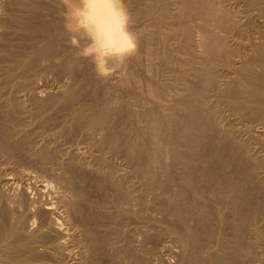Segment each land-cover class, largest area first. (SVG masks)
Segmentation results:
<instances>
[{
	"label": "bare ground",
	"instance_id": "6f19581e",
	"mask_svg": "<svg viewBox=\"0 0 264 264\" xmlns=\"http://www.w3.org/2000/svg\"><path fill=\"white\" fill-rule=\"evenodd\" d=\"M230 1L232 3L231 9H230V11L226 12V9L224 10L223 7L216 4V1L214 3V1H210V0H180L178 10L180 9L179 12L182 14V16L197 17V19L199 18L202 21L199 23L200 24L199 27L196 25L198 27V30H196V32L198 33V34L196 33L198 35V39H196V41H193V39H192L193 38L192 37L193 32L191 31V29H192L191 24H187L185 26L183 25L184 29H182L183 26L180 25V26H182L181 27L182 32L180 31V33H181V36L183 38V44H181V45L184 46V49H186V51L189 54L191 53L192 49L195 50L194 49L195 46H198L197 49H198V51L200 50L199 52L201 54L200 55L201 56V62L198 63V64H200L199 66H197L198 64L196 66H193V65L191 66L192 62L188 66V67H190V68H188V71H190V72L188 73V71H187V73L189 74L188 75L189 77H185V76L181 77V79L184 80V84H183L184 87L183 88L185 91L179 90V93H181V95L179 94V97H178V94L173 93L174 95H176L175 97H178V98L173 100L174 96L172 97L170 94H168L172 97V100H173L171 105H169L170 109L167 108L168 104H170V103L166 104L167 107L165 106L166 111L169 109L167 112L171 111V113H172L170 117L169 116L163 117L162 116L163 114L156 112L157 108H155V107H153V108L156 110L153 111V109H151L152 111L149 113V115L144 114V115H146V116H143L144 120L147 122V125H148V128L147 129L145 128L147 131L146 132L147 136H146V139H144V140H146L147 146L143 143L138 142V141L133 142L131 138H130L131 142H127V140L123 141L122 140L123 137L121 139V135L123 133V131L121 129H123V128L120 129L119 123L121 124V122H118V119H117L118 118L117 117L118 111H119L118 106L121 107L120 100H119L121 94L119 93L120 96H119V94H118V96H116L117 93H116V95L114 94L115 96L112 95V89H113L112 86H114L113 84H116L117 82L120 84L122 76L124 75V74L121 75V73H123L122 72L123 68H121V67H124V69H126L125 64H127V63H125V62H127V60L136 58L138 56L141 57L140 53L146 54L147 51H149L150 48L148 49L147 46H149V44H151V43L147 44L146 41L148 42L147 37L150 35L151 32L150 33L148 32L149 35L148 36L146 35L147 36L146 41H143V42H145V45L141 41L143 44V48L147 44L146 48L148 50L147 51L145 49L142 50V51L145 50L146 52L140 51L141 50V48H140L139 51L137 50L135 56H133L129 59H126L123 61H110L107 68L105 69V71L108 73V75L102 77L98 74L96 66L94 65V63L89 58H87L86 55L84 54L85 49L89 45L88 40L86 38H84L82 35L70 31L66 27V15L65 14L72 6H74V4L77 2V0H6V7L8 8L11 6L12 8L10 7L11 8L10 10L4 9V11L6 10L4 14L0 13V15H2L0 17V62L2 63V67H3L1 70L2 71H3V69L5 70L6 76L5 75L4 76L6 77V80L3 83H5V87H8V95L10 94L9 91H11L13 88H16V87L20 88L21 91H25V92H26V90L29 92L30 91L32 92L35 88L38 90V88H37L38 86H39V88H41L40 87L41 84L37 86V83L40 82L38 79H40V77H42L45 73H46L45 74L46 76L47 75L49 76L50 73L48 74L47 73L48 71L54 70L57 74L58 73H62V74L65 73V74H67L68 77L73 79V80L67 81L65 83L63 82L64 80L62 79L63 80L62 84H64L63 85L64 87L61 86L62 84L59 86H61L63 89H60L58 94H51L50 93L49 98H47V100L45 99L46 101L36 102L35 111L38 109L39 112L41 113L42 111H44L46 106H48L51 101H53L52 102L53 106L54 105L55 106L60 105L62 107L66 106V108H67V105L71 106V113H70L69 117H71V119H72V116H73L74 120L76 118L77 123L76 122L75 123L79 125L80 133L84 129V130H86V133L88 131L89 134L91 136H93V138H95L94 141H96V142L93 141L95 144H92V145L95 148V150L98 151V153H95L94 152L95 150L93 151L94 154H96V155L100 154L99 152H102V153L105 152L106 153L109 150H111V152H112V149L114 150L116 148H120L121 146L127 145L126 147L131 154V155H128V157H129L128 160L132 163V166L130 165V169L132 167V169H133L132 171L135 173V176L141 175V176H144L147 178V180H146L147 182L145 183L144 187L142 186V190H139V191H142L141 195L136 196L135 194L131 193L133 191L132 190L130 191L131 188L130 189L127 188L129 186L126 185V183H125L126 181L124 182L122 178H117V176L116 177L113 176L112 172H115V170L113 169L114 171H112V164L110 163L109 160L107 161L105 159V157H103V155H99L96 158L98 165H99L98 168L105 170L107 172V173H104L105 176L104 175H102V176H104V179H106L110 183V186H112L113 190H112V188H111V190L114 191L112 196L115 199V201L118 200L122 204H124L122 210L120 209V207H118L120 203L118 204V206H116V208L120 209V211H121V212H118V210H117V212L120 215H122L124 217L128 216L129 219L132 216L135 218L137 216L139 217L140 214H139L138 210H140L142 212L143 211L142 208L144 207V209H145V206H149V204H152V203H150V201H152L153 202L152 205L154 207L153 211L155 209L157 212H160L163 215L166 214L170 217V219H171V220H169L170 223H169V221L168 222L166 221L168 223V224L166 223L168 226L166 228L169 232L176 234V237L182 243V250H181L182 252H181L180 258L178 257L179 258L178 259L176 257L178 259V262H176L177 264H245L246 262L250 263L248 261L251 260V258L253 257V254H254L253 249L256 248L257 246L262 247V249H260V251L262 250V252H261V254L258 255V256H260V258L258 260V264H264V235H263V232L261 230V227L260 228L257 227L258 223L260 221H262L263 222L262 228H264V0H230ZM170 2H172V1H170ZM156 3H158V2H156ZM1 4H3L2 1H1ZM124 4L127 8H129L128 6L130 5V3H128L124 0ZM163 5H164L163 10H165L163 12H166L168 10L167 6H169L167 0H164ZM149 6L150 5H147V7H149ZM152 6H156V5L153 4ZM174 6H176V5H174ZM0 7H2V9H3L4 6L1 5ZM130 7H132V6H130ZM228 8H229V6H228ZM152 9H154V8L150 7V9H147V10L151 11ZM160 9H162V8H159L158 11H160ZM1 11L3 13V10H1ZM128 12L131 13L129 11V9H128ZM155 13H156V11H155ZM134 14L136 16V13H134ZM145 14H146V12H145ZM131 15H132V13L130 14V17H131ZM147 16H148V14H147ZM133 17L134 16L131 17L130 27L138 39L139 33L137 31L138 29H136V24L134 23ZM156 18H158V17H156ZM187 19H189V18H187ZM175 21H177V20H175ZM136 22H137V20H136ZM173 22H174V20H173ZM177 22H179V21H177ZM156 26H158V25H156ZM165 26H166V24H165ZM167 28L168 27H166V29ZM175 28H178V25ZM171 30H173V29H171ZM147 31H148V29L146 30V32ZM169 31L167 32V34L171 33ZM139 32H140V35H142V33H141L142 31H139ZM159 33L158 34L157 33H151L152 34V35H150L151 38L148 37L149 41L153 40V39L156 40L154 47L159 46L158 45L159 42L157 44L158 40L161 41V39H159V37L161 38V36H159ZM144 34H147V33H144ZM174 36H176V35H174ZM174 36H173V38H175ZM143 37H145V35ZM164 37L167 38L166 36H164ZM226 37L228 38L229 43H227ZM169 39H171V38H169ZM162 40H163V38H162ZM141 42L139 44L142 46ZM167 42H168V40H167ZM177 42H178V40H177ZM194 42H196V43H194ZM163 43L164 42L162 41V44ZM168 44H169V42H168ZM151 46H152V44H151ZM151 46H149V47H151ZM160 46H161V44H160ZM169 46L170 45H168V47ZM138 47H137V49H138ZM162 50H164V49L162 48ZM182 50H183V48H182ZM153 52H154V50H153ZM148 54L149 53H147L145 56H147ZM159 55L160 54H158V56ZM195 55H197V54H195ZM162 56H163V54H162ZM181 56L182 55H180V57ZM155 57L157 58V56H155ZM155 57H154V59H155ZM159 57H161V56H159ZM189 57H191V56H189ZM193 58L196 59L195 57H193ZM130 61L132 62V60H130ZM199 61L200 60H198L197 62H199ZM165 62H166V60H165ZM179 62H181V61H179ZM188 62L190 63V61H188ZM174 63H175V61H174ZM121 64H122V66L120 67ZM175 64H177V63H175ZM216 64L219 66V68L222 66L228 71V73L225 72L227 75H225L223 73L225 75V77L223 76L221 79L218 78L220 76H218L217 73H215V71H214V67L216 66ZM171 65H170V67H171ZM113 66L115 67L114 69H113ZM147 66L149 67V64ZM151 66H153V65H151ZM154 66H156L155 63H154ZM132 67H134V66L132 65ZM72 69L74 71H72ZM124 69H123V71H125ZM129 69L127 70L129 72V73L127 72L128 75H130V73H132V72H130L131 69L130 70ZM140 70H142V69H140ZM163 70H166V69H163ZM180 70L181 69H179V71ZM171 71H172V69H171ZM55 72H53V73H55ZM71 72H73L74 75H72ZM148 72H149V70H148ZM150 72H152V71H150ZM220 72H221V68H220ZM1 74L3 75L2 72H1ZM62 74H58V75H62ZM132 74L131 75L133 78L134 72ZM149 74L152 75L153 73H149ZM172 74H174V73H172ZM58 75H57V77H59ZM46 76L44 78H46ZM67 76H66V78H68ZM125 76L128 77L127 75H125ZM154 76H155V73H154ZM181 76H182V74H181ZM0 77H2V76H0ZM108 77H109V79H107ZM115 77H118L117 80H119V79L120 80L116 82ZM167 77H168V75H167ZM174 77H176V75ZM137 78H138V75H137ZM139 78H140V76H139ZM150 78H152V77L150 76L148 80H150ZM58 79H61V78H58ZM111 79H114L113 81H115V82H113V81L111 82ZM134 79L136 80V77L133 78V81H135ZM50 80H53V79H50ZM160 80H161V77H160ZM163 80H164V78H163ZM145 81H147V80H145ZM41 82L43 83L44 81H41ZM126 82H128V81H126ZM118 83H117V85H118ZM137 83H139V82H136V83L131 82L130 85H129V83H127V85L131 86L132 89H133V87L139 88V86L142 83L141 84L139 83L140 84L139 86H135L134 84H137ZM148 83H149V81H148ZM162 83H160V84L162 85ZM110 84H112V85H110ZM122 84H124V83H122ZM170 84H171V82H170ZM45 86H46V84H45ZM142 86H143V84H142ZM144 86L147 87V88L144 87L145 89L149 90L148 93L149 92L151 93L150 96H152V94L154 95V93H156V90H157L156 85H155L156 87L152 86V85L151 86L149 85V87H148L145 83ZM180 86H181V84H180ZM2 87H4V86L2 85ZM57 87H58V85H57ZM117 87H119V86H117ZM140 89L142 90V88H139V91H141ZM166 89H167V87H166ZM181 89H182V87H181ZM158 90H160V89H158ZM21 91H17V92H21ZM120 91H121V89H120ZM31 92L29 94L32 95ZM37 92H40V91H37ZM182 92H184L185 94H183ZM27 93L28 92H26V96L28 95ZM123 93H124V91H123ZM18 94L19 93L16 94V92H15V96ZM80 94H83L86 96L80 97L81 96ZM125 94H122V95H125ZM162 94H164V93L162 92ZM162 94H161V96H163ZM8 95L6 94V96H8ZM11 95H12V93H11ZM24 95H25L24 92L20 93L18 95L19 99L21 100L20 97L24 96ZM127 95L131 96L130 94H127ZM168 95L166 92V95L164 96V98H166ZM26 96H24V97H26ZM37 96H39V95H37ZM33 97H35V96L33 95ZM157 97L160 99L163 98V97L161 98L159 96V94H157ZM171 97H169V98H171ZM29 98L30 97L28 96V98L26 97L25 99L29 100ZM124 98H125V96H124ZM132 99H133V95H132ZM4 101H5L4 103L0 102L2 104L0 106V117L3 119L4 122L11 123L14 116H16L14 113L15 112L18 113L24 106H21V104H18L16 102L17 99H16V101L14 99L13 100L7 99ZM33 101H35V100H33ZM24 102H26V101H24ZM136 102H137V100H136ZM138 102H139V100H138ZM140 102L142 103V101H140ZM19 103H20V101H19ZM27 103H26V105H27ZM34 103H33V105H34ZM143 103H145V102H143ZM155 103H156V101H155ZM161 103H162V105H165L163 102H161ZM149 104L147 106H149ZM52 105H49V106H52ZM151 105H152V103H151ZM60 106H58V107H60ZM127 106H128V104H127ZM137 106H135V107H137ZM142 106H145V105L142 104ZM158 106H160V105H158ZM150 107H152V106H150ZM165 107L163 106V107H158V108H161L159 110L162 112L165 109ZM149 108H147V109H149ZM162 108H164V109L162 110ZM32 109H34V107ZM52 109H55V108H52ZM223 110H224V112H223ZM23 111L24 110L22 109V112ZM128 111L129 110H127V112ZM59 112L61 113V111H59ZM130 112H132V111H130ZM130 112H128V113H130ZM164 112H165V110H164ZM164 112H162V113H164ZM25 113H26V111H25ZM30 113H32V112H30ZM137 113H138V111H137ZM43 114L44 113H42L41 115L43 116ZM131 114H133V113H131ZM167 115H170V114H167ZM37 116H39V114ZM37 116L35 115V117H37ZM230 116L234 117L232 119H234L235 122H233L234 120H232V119H231L232 120V122H231ZM18 117H17V119L19 120L20 118H18ZM21 117H23V115H21ZM126 117H127V115H126ZM33 118H34V116H33ZM49 118H50V116H49ZM59 118H60V116H59ZM131 118H133V116ZM139 118H141V117H139ZM136 119H138V118H136ZM42 120H44V119H42ZM33 121L36 122V119ZM45 121L47 123L48 120H45ZM61 122L62 121H60V123ZM64 122L65 121H63V123ZM165 122H168L169 125L171 126L170 130L167 129L168 131H165L164 127L162 129V125L164 126ZM28 123H29V121H28ZM32 123H34V122H32ZM24 124H25V122H24ZM44 124H45V122H44ZM139 124H140V121H139ZM143 124H141V125H143ZM68 125H69V123H68ZM70 125H69V129H70ZM165 125H168V124L165 123ZM166 127L168 128L169 126H166ZM39 128H40V126H39ZM73 128H76V127H73ZM25 129H27V128H25ZM59 129H60V127H59ZM142 129H143V133H144L145 129L144 128H142ZM37 130H38V128H37ZM54 130H56V129H54ZM44 131H43V134L45 133ZM125 131H126V129H125ZM141 131L142 130H140V132ZM16 133H17V131H16ZM57 133H59V130ZM60 134H61V131H60ZM128 134H129V132L126 134V136H128ZM23 135H25V134H23ZM82 135H84V134H82ZM0 136H2L1 137L2 141H0V151H1L0 153L3 152V155H4V152L7 154H11V160L12 161L10 160V158H8L10 160V163H11L14 160V159H12L13 156H12V152H11L14 150V149L12 150V148H14V146L10 147V143L12 141L9 140V137L2 130L0 131ZM57 136H58V134H57ZM57 136H56V138H57ZM73 136L76 137L75 135H73ZM126 136L124 135V138ZM10 138H13V136ZM15 138H14V140H15ZM18 138H20V136ZM136 138H137V136H135V140H136ZM168 138L171 141V146H172L171 150L173 151V152H167V153H170V157L168 156L167 153H164L167 155L163 156L164 154L161 153L163 151H161V149H160L161 143H163L162 140L163 139L167 140ZM40 139H41V137H40ZM78 139L79 138L77 137L76 140L78 141ZM81 139H82V137H81ZM87 139L89 140V138H87ZM42 140H44V139H41V142H42ZM21 141H23V140H21ZM38 141H39V139H38ZM48 141H45V143L46 142L48 143ZM53 141H56V140H53ZM65 141H66V139H65ZM90 141H92V140H90ZM163 141H165V140H163ZM8 143H9V145H8ZM29 143H31V142H29ZM53 143H55V142H53ZM56 143H55V146H56ZM59 143H61V142H59ZM80 143H84V142H80ZM51 144H50V146H51ZM63 144H65V143H63ZM75 144H77V143H74V145ZM164 144L165 145L168 144V140L166 143L164 142L163 145ZM47 145L48 144H46V147H49V145L48 146ZM77 145H79V144H77ZM85 145H83L82 147L84 148ZM27 146H25L26 149H28L30 145L27 144ZM69 146L71 147V144ZM79 146H81V145H79ZM41 147L42 146H40V148ZM46 147L44 145L43 149H46ZM74 147H73V149H74ZM126 147H125V149H126ZM163 147L165 148L167 146H163ZM15 148H16V145H15ZM19 148H20V146H19ZM67 148L68 147H66L65 151L69 150ZM94 148H92V149H94ZM164 148L162 150H164ZM17 149H15V150H17ZM76 149L77 148H75V150ZM144 149H146L149 154L147 153L144 156H142V154L136 155V153L138 151L141 152V150H144ZM56 150L57 149L54 146H52V147L47 148V150H45V151L41 150L42 153L37 152V154H39L38 157H39V159H41V161L45 160L49 164V162L47 160L54 159L56 156L60 155V154L57 155L58 151H56ZM23 151L25 153H27L28 150H23ZM83 151H84V149H83ZM167 151H169V150H167ZM19 152L20 151H18V153ZM62 152H64V151H62ZM75 152H77V151H75ZM90 152H91V150H90ZM164 152H166V148H165ZM66 153H68V151ZM69 153H71V152H69ZM69 153H68V155H69ZM133 153H135V154H133ZM13 154H14V151H13ZM32 154H34V153L32 152ZM64 154H65V152H64ZM126 154H129V153H126ZM65 155L67 156V154H65ZM114 155H115V153H114ZM166 156L169 158V161H166V159H165ZM5 157H7L6 154H5ZM70 157H72V156H70ZM75 157H73V158H75ZM27 158H25L27 161H29L30 158H31L30 160H32V156H30L29 159H27ZM66 158H68V157H66ZM107 158H108V156H107ZM124 158H125V156H124ZM16 159H17V157H16ZM25 159L23 160L24 162L26 161ZM80 159H82V158H80ZM126 159H127V157L125 158V160ZM18 160L21 161L20 158ZM18 160H16V161H18ZM6 161L7 160H5V162ZM33 161H34V159H33ZM55 161H56V159H55ZM1 162H0V166L2 165ZM8 162H6V164ZM57 162L58 161H56V163ZM68 162H70V161H68ZM29 163H31V161ZM52 163H54V165H55L54 161H52ZM16 164H17V162H16ZM22 164H23V162H22ZM31 164H29V165H31ZM58 164H60V163H58ZM64 164L65 163L60 164V166L62 167V165L64 166ZM33 165H34V163H33ZM71 165L72 164L70 162V163H67L64 167L68 169V168H70ZM169 165H170V167L172 166L175 169L176 178H174V180H173V175L175 177V174H172L173 170H171ZM9 166H10V164H8V167ZM73 166H75V165H73ZM10 167H12V166H10ZM38 167H40V166H38ZM53 167H55V166H53ZM165 167L170 168L171 172L166 171ZM15 168L16 167H14V170H15ZM27 168H28V165H27ZM42 168H44V163H43ZM65 168H64V170H65ZM38 169H40V168H38ZM53 169H55V168H53ZM53 169H51V171ZM45 170H50V168L47 167V169L45 168ZM51 171H50V175H51ZM60 172H62V171H60ZM65 172H67V171L65 170ZM8 173L9 172H7V175H8ZM23 173H25V172H23ZM52 173H54V172H52ZM63 173H64V171H63ZM41 174H42V172H41ZM44 175H42V176H44ZM46 175H48V174H46ZM6 176H5V178H7ZM53 176L55 177L54 174H53ZM75 176H76V174H75ZM135 176L133 175V177H135ZM144 177H143V179H144ZM4 179H0V180L4 181ZM131 179H133V178H131ZM7 180L9 181L10 179H7ZM15 180H17V178ZM10 181H12V180H10ZM42 181H43V179H42ZM172 181H173V184L171 183ZM94 182L95 181L93 180V183ZM3 183H5V182H3ZM68 183L71 186H72V184H74V183L71 184L70 181ZM88 183H90V182H88ZM26 184H29V183H26ZM69 185H67L66 187L70 188L71 186L68 187ZM47 188H48V186H47ZM71 188H74V187L72 186ZM75 188H77V187H75ZM96 188H99V187H96ZM35 191H37V190L35 189ZM23 192H24V190H23ZM73 192H74V195H76L80 199H81V197H83V199L85 200L84 195L81 197L79 196L80 192L82 194H84L81 190H80V192H79V190L72 191V193ZM101 194H103V193H101ZM132 194L135 195L136 197L133 196ZM139 194H140V192H139ZM150 194L152 196H148ZM2 195H4V194H2ZM146 196L148 197V199L150 201L147 199ZM99 197H100V195H99ZM79 198H78V200L76 199L77 202L75 200H72V201H75L76 203H78L80 205ZM108 198H109V196H108ZM13 200H14V198H12V201ZM208 200H210L212 206H210L208 204ZM107 201H109V200H107ZM0 202H1V200H0ZM32 202L33 201H31V203ZM48 202H45V203H47V205H48ZM95 202H93V204H95ZM7 204H8V202H7ZM73 204H71V205H73ZM63 205L64 204H62V206ZM104 205H106V204H104ZM49 206H50V202H49ZM49 206H45V208L49 209L50 208ZM35 207H37V205ZM111 207H112V205H111ZM71 208H72V206H71ZM73 208H76V207L74 206ZM83 208H84V206H83ZM92 208H94V207H92ZM99 208H98V210H99ZM102 208L104 209V206ZM136 208H138V209H136ZM38 209H40V208H38ZM38 209H36V210H38ZM65 209H67V208H65ZM77 209L79 210L78 205H77V208L74 210L77 211ZM115 209L112 211L115 212L116 211ZM215 209L217 212L216 214H218L219 215L218 217L221 218L218 221V223H223L222 226H223L224 230L227 227H228V230L230 228L229 232L230 233L232 232V235L229 234V237H226L227 235L226 236L223 235V232H222L223 230L219 231L220 229H218L219 228L218 223H217L218 227H216L215 221H213V222H215V224L213 226L210 225L211 222L209 223L207 221L208 219H210L209 218L210 215L215 214ZM11 210H14V209H11ZM30 210H32V209H30ZM153 211L151 210L152 214H153ZM10 212L12 213L13 211H10ZM15 212H17V211H15ZM19 212H20V210H19ZM99 212H100V210H99ZM117 212H116V216H117ZM146 212H148V211H146ZM157 212H155V213H157ZM28 213H29V211H28ZM73 213H75V211ZM110 213H107V215L110 216V215L114 214L111 211H110ZM143 213L145 214V210ZM155 213H154V215H156ZM13 214L15 215L16 213L13 212ZM35 214L39 215L40 213L36 212ZM26 215H28V214H26ZM50 215L51 214H49V216ZM66 215H68V214H66ZM221 215H222V217H221ZM4 216H6V215H4ZM9 216H7V217H9ZM18 216H19V214H18ZM41 216H42V214H41ZM47 216H48V214H47ZM122 216H121V219H122ZM150 216H149V218H151ZM142 217H143V215H142ZM18 218H15V219H17L19 223L14 225V226H11L12 223H11V225L9 224L10 226H7V224L5 225V222H4L5 227L2 225L3 223L0 224V240L4 239V238L10 239V241L5 242V244H3L4 246L3 247L1 246V247L6 249L7 253L10 252V250L13 251L14 253H16V256H17L16 259H19L17 261H19L21 264H25V263H27V259H30L31 256H34V257L36 256L37 250H35V247H34L35 245L32 246L31 245L32 242L30 240H28L30 238V236L25 235L24 231H27V230L24 229L25 227L23 226V223H20L21 222L20 220L22 218L24 219V217H20L19 219ZM32 218L36 219L35 217H32ZM44 218H45V216H44ZM79 218H80V216H79ZM144 218H142V219H144ZM5 219H6V217H5ZM38 219H40V217ZM81 219H82V217H81ZM125 219L126 218H123L122 220H125ZM142 219H141V221H142ZM147 219H148V215H147ZM167 219L168 218H166L165 220H167ZM213 219H214V217H213ZM222 219L224 220V222H220ZM46 220H48V219H46ZM92 220H94V219H92ZM137 220H139V219H137ZM150 220H152V219H150ZM7 221H9V220H7ZM107 221H109V220H107ZM145 221L148 222L146 219H145ZM32 222H34V221H32ZM48 222H50V221H48ZM51 222H52V220H51ZM134 222H135V220H134ZM107 223H111V222H107ZM122 223H124V222H122ZM127 223H128V221H127ZM136 223H138V221ZM29 224L31 225V223H29ZM59 224L60 223H58V222H54L52 224V226L54 225L55 228L56 227L58 228ZM97 224H98V222H97ZM118 224H120V223H118ZM132 224H134V223H132ZM259 224H262V223L260 222ZM135 225H133L132 227H134ZM147 225H149V224H147ZM219 225H221V224H219ZM46 226H48V225H46ZM101 226H102V224H101ZM48 227H50V226H48ZM87 227H88V225H87ZM144 227H146V226H144ZM151 227H152V225H151ZM154 227H156V226L154 225ZM88 228L83 227V229L87 230V231L84 230L86 232V234L90 230V229L88 230ZM27 229H30V228H27ZM45 230H46V228H45ZM103 230H105V229H103ZM111 230H113V229H111ZM111 230H108V231H111ZM128 230H129V234H130V228ZM138 231H140V230L138 229L137 232ZM263 231H264V229H263ZM29 232H27V233H29ZM42 232H40V233H42ZM45 232H47V230ZM126 232H128V231H126ZM47 233H46V235L48 236ZM88 233H91V235L88 234L89 236L87 235V237L93 236L94 240L96 239V237L94 236V234H92L91 231H89ZM93 233H95L94 230H93ZM160 233H161V231H160ZM36 234H37V232H36ZM38 235H39V233H38ZM114 235H116V234H114ZM133 235H135V234H133ZM159 235H161V234H159ZM137 236L139 237V235L136 234L135 238H137ZM141 236H142V234H141ZM161 236H163V233ZM37 237H39V236H37ZM37 237H36V239H38ZM165 237H167V236H165ZM165 237H164V239H165ZM112 238L114 239V236ZM117 238H118V236H117ZM135 238H133V239H135ZM147 238H149L148 233H145L143 235V239H142L143 242ZM106 239H107V237H106ZM94 240H92V237H91V241H89L90 244L93 243L92 241H94ZM102 240H103V238L101 239L100 242H103ZM131 240H129V242ZM135 240H137V239H135ZM1 242H3V241H1ZM30 242H31V244H30ZM44 242H46V241H44ZM140 242H141V240H140ZM97 243H99V242H97ZM125 243H127V242H125ZM146 243L147 242H145V244ZM154 243H155V241H154ZM157 243L158 242L156 241V244ZM134 244H136V243H134ZM145 244L142 243V245H144V246H145ZM39 245H40V243H39ZM41 245H43V244H41ZM49 245H50V242H49ZM94 245H95V243H94ZM157 245H156V247H157ZM92 246H93V244H92ZM47 247H49V246H47ZM127 247H128V245H127ZM160 247H161V244H160ZM40 248H42V247L40 246ZM40 248H38V249H40ZM90 248H92V247H90ZM136 248H137V246H136ZM168 248L166 247V249H168ZM7 249L9 251H7ZM142 249L144 250V248H142ZM146 249L149 250L150 248H148L146 246ZM178 249H180V248H178ZM46 250H48V249H46ZM0 251H1V249H0ZM151 251H152V249H151ZM3 252H5V251H3ZM132 252H134V251H132ZM259 252L257 251V253H259ZM136 253L134 252V254L133 253L132 254L135 255L134 256L136 258L135 260H136V262H138L137 260L140 259L141 256L138 252H136ZM147 253H148V251H147ZM177 253H178V251H177ZM177 253H176V256H177ZM0 254H2V253H0ZM154 255H156V254H154ZM12 256H14V255H12ZM12 256H11V258H13ZM8 257H6V258H8ZM169 258H170V255H169ZM5 259L3 258V261H5ZM142 259H147V258H142ZM162 259H164V258H162ZM9 260H11V259L9 258ZM50 260H51V258H50ZM38 261H35V263L36 262L38 263ZM139 261L145 263L144 260L142 261L140 259ZM253 261L255 262L254 259H253ZM2 262H1V264H2ZM5 262H7V261H5ZM14 262L12 260V263H14ZM3 264H5V263L3 262ZM8 264H10V263H8ZM14 264H18V263L15 262ZM164 264H166V263H164ZM250 264H252V263H250Z\"/></svg>",
	"mask_w": 264,
	"mask_h": 264
},
{
	"label": "rangeland",
	"instance_id": "374dc122",
	"mask_svg": "<svg viewBox=\"0 0 264 264\" xmlns=\"http://www.w3.org/2000/svg\"><path fill=\"white\" fill-rule=\"evenodd\" d=\"M1 1L3 2V4H1ZM0 1V4L2 5V6H4L3 7V9H2V7H0V13L1 14H4L5 13V11L6 10H10L11 8L10 7H6V0L4 1V0H1ZM126 2H128V3H130V5L128 6L129 8H127V10L129 9V11L132 13V15H131V17L132 16H134L133 18H134V23L136 24V29H138L137 31H138V35H139V37H138V39H137V43L140 41H146V37L149 35L148 34V32L150 33H159L160 31V33H159V36H161V38L159 37V39H161V41L160 40H158L157 41V44H158V42H159V46H157V47H154L155 46V39H153V40H150L149 41V38H151V36L150 35H152L151 33H150V35L147 37V40H148V42L146 41V43L147 44H149V43H151L152 44V46H151V44H149V46H151V47H149V46H147V44H146V46H147V48L149 49V51H147L148 49L146 48V46H144V48H143V44H142V42H141V44H142V46L138 43V51H139V49L141 48V50L140 51H142L143 49H145L146 51H147V53H149L147 56H145L146 54H142V53H140L141 55V57H136V58H133V59H129V60H127V62H125V63H127V64H125L126 65V69H124V67H121L122 66V64L120 65V67L121 68H123L125 71H123V69H122V72L123 73H121V75L122 74H124L123 76H122V79H121V81H120V84L117 82V81H119V80H117V78L118 77H115V81L118 83V85H117V83L116 84H113L114 86H112L113 87V89H112V95H116V93H117V95L116 96H118V94L120 93L121 94V96H120V94H119V96H120V104H121V107H119L118 106V122H121V124L119 123V126H120V129L121 128H123V129H121L122 131H123V133H122V135H121V139H122V137H123V141L125 140H127V142H131L130 141V138L132 139V141L134 142H136V141H138V142H140V143H143V144H145L146 145V140H144V139H146V129L148 128V125H147V122L144 120V117L143 116H146V115H144V114H148L149 115V113L152 111L151 109H153V111H155L156 109H154L153 107H155V108H157V110H156V112H159V113H161V114H163L162 116L164 117V116H171V111L170 112H167L170 108H169V105H171V103L173 102V100L174 99H176V98H178L179 97V94L181 95V93H179V90H183V91H185L184 90V80H182L181 79V77H189L188 75V73L190 72V71H188V68H190V67H188L190 64H191V62H192V64H191V66L193 65V66H196L198 63H200L201 62V54H200V50L198 51V46H195V50H193L192 49V51H191V53L189 54L187 51H186V49H184V46L183 45H181V44H183V38H182V36H181V33H180V31L182 30V29H184V26L185 25H187V24H191V26H192V29H191V31L193 32L192 34H193V41H196V39H198V33L196 32V30H198V27L200 26V22H202L199 18L197 19V17H188V16H182V14L179 12V10H178V8H179V2H180V0H167V2H168V5L169 6H167V8H168V10L166 11V12H163V11H165V10H163V2H164V0H125ZM133 3H132V2ZM163 1V2H162ZM170 1H172V2H170ZM210 1H214V3H215V1H216V4H218V5H220L221 7H223V9L225 10L226 9V12H228V11H230V9H231V6H232V3H231V1L230 0H210ZM156 2H158V3H156ZM220 2V3H219ZM150 3V4H149ZM150 5L149 7H147V5ZM156 5V6H152V5ZM176 5V6H174V5ZM0 5V6H1ZM161 5V6H160ZM130 6H132V7H130ZM228 6H229V8H228ZM6 7V8H5ZM150 7H152V8H154V9H152L151 11H149V10H147V9H150ZM158 7V8H157ZM170 7V8H169ZM175 7V8H174ZM177 7V8H176ZM135 8V9H134ZM146 8V9H145ZM159 8H162V9H160V11H158L159 10ZM174 8V9H173ZM228 8V9H227ZM4 9H6L5 11H4ZM131 9V10H130ZM1 10H3V13H2V11ZM135 11V12H134ZM155 11H156V13H155ZM145 12H146V14H145ZM151 12V13H150ZM154 12V13H153ZM170 12V13H169ZM65 13V12H64ZM130 13V14H131ZM134 13H136V16H135V14ZM158 13V14H157ZM173 13V14H172ZM147 14H148V16H147ZM171 14V15H170ZM154 15V16H153ZM169 15V16H168ZM2 15H0V17H1ZM166 16V17H165ZM151 17V18H150ZM156 17H158V18H156ZM170 17V18H169ZM173 17V18H172ZM185 17V18H184ZM160 18V19H159ZM167 18V19H166ZM169 18V19H168ZM187 18H189V19H187ZM162 19V20H161ZM136 20H137V22H136ZM146 20V21H145ZM173 20H174V22H173ZM175 20H177V21H179V22H177V21H175ZM166 21V22H165ZM169 21V22H168ZM195 21V22H194ZM160 22V23H159ZM190 22V23H189ZM165 24H166V26H165ZM172 26H171V25ZM175 24V25H174ZM156 25H158V26H156ZM161 25V26H160ZM168 25V26H167ZM178 25V28H175L176 26ZM180 25H184L183 26V28L181 29V27L182 26H180ZM198 27H197V26ZM166 27H168L167 29H166ZM171 27V28H170ZM148 29V31L146 32V30ZM186 28V27H185ZM170 31H169V30ZM171 29H173V30H171ZM178 29V30H177ZM180 29V30H179ZM151 30V31H150ZM169 32H171V33H168L167 34V32L168 31ZM139 31H142L141 33H142V35H140V32ZM182 32V31H181ZM144 33H147V34H144ZM163 33V34H162ZM197 33V34H196ZM176 35V36H174V35ZM196 34V35H195ZM145 35V37H143ZM147 35V36H146ZM156 35V34H155ZM195 35V36H194ZM164 36H166L167 38H165ZM173 36L175 37V38H173ZM197 37V38H196ZM162 38H163V40H162ZM166 40H165V39ZM169 38H171V39H169ZM195 38V39H194ZM140 39V40H139ZM144 39V40H143ZM226 39H227V43H229L228 41V38L226 37ZM165 40V41H164ZM167 40H168V42H169V44H168V42H167ZM171 42H170V41ZM177 40H178V42H177ZM162 41L164 42L163 44H162ZM174 42V43H173ZM144 43V45H145V42H143ZM194 43H196V42H194ZM160 44H161V46H160ZM170 45L169 47H168V45ZM173 44V45H172ZM172 45V46H171ZM194 45V44H193ZM164 46V47H163ZM167 46V47H166ZM156 48V49H155ZM162 48L164 49V50H162ZM166 48V49H165ZM179 48V49H178ZM181 48V49H180ZM182 48H183V50H182ZM197 49V50H196ZM200 49V48H199ZM142 51V52H146V51ZM153 50H154V52H153ZM156 50V51H155ZM176 50V51H175ZM152 51V52H151ZM165 51V52H164ZM175 51V52H174ZM181 51V52H180ZM163 52V53H162ZM168 52V53H167ZM172 52V53H171ZM186 52V53H185ZM165 53V54H164ZM171 53V54H170ZM181 53V54H180ZM155 54V55H154ZM158 54H160L159 56H161V57H159L158 56ZM162 54H163V56H162ZM167 54V55H166ZM177 54V55H176ZM195 54H197V55H195ZM150 55V56H149ZM153 55V56H152ZM176 55V56H175ZM180 55H182L181 57H180ZM155 56H157V58L155 57ZM189 56H191V57H189ZM154 57H155V59H154ZM185 57V58H184ZM193 57H195L196 59H194ZM200 59H199V58ZM138 58V59H137ZM141 58V59H140ZM184 58V59H183ZM193 58V59H192ZM137 61H135V60ZM142 61H140V60ZM145 59V60H144ZM148 59V60H147ZM152 59V60H151ZM191 59V60H190ZM130 60H132V62L130 61ZM164 60V61H163ZM165 60H166V62H165ZM185 62H184V61ZM190 61V63L188 62V61ZM198 60H200L199 62H197ZM152 61V62H151ZM161 61V62H160ZM174 61H175V63H177V64H175L174 63ZM179 61H181V62H179ZM141 62V63H140ZM144 62V63H143ZM189 64H188V63ZM196 62V63H195ZM129 63V64H128ZM154 63H155V65L157 66H154ZM162 63V64H161ZM168 63V64H167ZM180 63V64H179ZM184 63V64H183ZM187 63V64H186ZM149 64V67L147 66V65ZM153 65V66H151V65ZM172 64V65H171ZM124 65V64H123ZM124 65V66H125ZM132 65L134 66V67H132ZM145 65V66H144ZM170 65H171V67H170ZM178 65V66H177ZM181 65V66H180ZM200 64H198L197 66H199ZM220 65V64H219ZM0 70L3 68L2 67V63L0 62ZM165 68H164V67ZM181 68H180V67ZM183 66V67H182ZM221 66V65H220ZM146 67V68H145ZM161 67V68H160ZM186 67V68H185ZM115 67L113 66V69H114ZM119 68V67H118ZM117 68V69H118ZM131 69V71L130 72H134V76L136 77V82H139L140 84L142 83L143 84V86H142V84L140 85L139 83H137V84H134L135 86H139V88H142V90L141 91H139V88L138 87H133V89H132V87L131 86H128L127 85V83H129V85H130V83L131 82H133V83H136L135 81H133V78H135L134 76H133V78H132V73H130V75H128L127 74V70L128 69ZM134 68V69H133ZM151 70H150V69ZM170 68V69H169ZM216 68V69H215ZM220 68H221V72H220ZM219 68V66L216 64V66L214 67V71H215V73H217V75L218 76H220V77H218V78H222L223 76L225 77V75H227L226 73H228V71L224 68V67H220ZM129 69V70H130ZM138 69V70H137ZM140 69H142V70H140ZM154 69V70H153ZM163 69H166V70H163ZM171 69H172V71H171ZM179 69H181L180 71H179ZM187 69V70H186ZM219 69V70H218ZM148 70H149V72H148ZM156 70V71H155ZM159 70V71H158ZM171 72H170V71ZM183 70V71H182ZM186 70V71H185ZM225 70V71H224ZM4 71V72H3ZM3 71L1 70L0 71V76H4L5 75V70L3 69ZM72 71H74L73 69H72ZM150 71H152V72H150ZM155 71V72H154ZM163 71V72H162ZM178 71V72H177ZM187 71H188V73H187ZM219 71V72H218ZM1 72L3 73V75L1 74ZM53 72H55L54 70L53 71H48L47 73L49 74L50 73V75L48 76H46L45 74L42 76V77H40V79H38L40 82L39 83H37V86L38 85H40V87L41 88H39V86L37 87L38 88V90L35 88L31 93H32V95L31 94H29L30 92L29 91H27L26 90V92H28L27 94V96H26V92L25 91H21V89L20 88H18V87H16V88H13L11 91H9V95H8V87H5V83H3V82H5V80H6V75L2 78V77H0V102H5L4 100H7V99H11V100H15L16 101V99H17V103L18 104H21V106H24L22 109L24 110L23 112H22V109L17 113V112H15L14 114L16 115V116H14V118H13V120H12V122L11 123H6V122H4L3 121V119L0 117V131L2 130L8 137H9V140H11L12 142L10 143V147L12 146H14V148H12V150L14 151V154H13V151H11L12 152V159H14L13 160V162H11L10 163V160H11V154H7V153H5L4 152V155H3V152L2 153H0V160L2 161H0L1 162V164L3 165H1L0 166V179H4L5 178V176L7 175V172H9L8 173V175L6 176L7 178H5L4 179V181H2V180H0V200H1V204H0V224H2L4 227H5V225L7 224V226H10L11 225V223H12V225L11 226H14V225H16V224H18L19 222H18V220L17 219H15V218H20V217H24V219L22 218L20 221V223H23V226L25 227L24 229L25 230H27V231H24V233H25V235H29L30 236V238L28 239V240H30L31 242H32V244H31V242H30V244L32 245V246H34L35 247V250H37L36 252V256L34 257V256H31L30 257V259H27V263L28 264H58L59 262V264H138L140 261V259L143 261H145V263H143V262H140L139 264H164V263H166V264H177L176 262H178V259L180 258V255H181V250H182V243H181V241L176 237V234H174V233H171V232H169L168 230H167V228L166 227H168L167 226V222L169 221V220H171L170 219V217L168 216V215H163V214H161L160 212H157L155 209H154V211L155 212H157V213H155L154 211H153V202L152 201H150L149 199H148V197H147V199L150 201V203H152V204H149V206H145V209H144V207L142 208V212L140 211V210H138L139 211V217L137 216L136 218L135 217H131L130 219H129V217L128 216H126V217H124V216H122V215H120L118 212H121L120 211V209L122 210L123 209V205L124 204H122L120 201H118V200H116L115 201V199L113 198V196H112V194H113V192L114 191H112L113 190V188H112V186H110V183L106 180V179H104V176H105V174L104 173H107L105 170H102V169H99L98 167H99V165H98V162H97V157L99 156V155H103V157H105V159L108 161H110V163L112 164V171H114L115 170V172H112V174H113V176H117V178H122L123 179V181L126 183V185L127 186H129V187H127V188H131L130 189V191L132 190L133 192H131V193H133V194H135L136 196H139V195H141V192L142 191H139V190H142V186L144 187V185H145V183L147 182L146 180H147V178L146 177H144V176H141V175H136L135 176V173L132 171L133 169H132V167H131V169H130V165L132 166V163L128 160L129 159V157H128V155H131L130 154V152L128 151V149H127V145L126 146H121L120 148H116V149H112V152H111V150H109V151H107L106 153L105 152H99L100 154H94V152L95 153H98V151H96L95 150V148L93 147V145L92 144H95L94 142H96V141H94L95 140V138H93V136H91L90 134H89V132L87 131V133H86V130H82L81 131V133H80V128H79V125L78 124H76L77 123V121H76V118H75V120L73 119V116H72V119H71V117H69V115H70V113H71V106H69V105H67V108H66V106H60V105H52V102L53 101H51L50 103H49V105H52V106H46V108L44 109V111H42L41 113L39 112V110L37 109L36 111H35V109H36V102H42V101H46L47 100V98H49V95H50V93L51 94H58V92H59V90L60 89H63L62 87H64L63 85L64 84H62L63 82L65 83V82H67V81H70V80H73V79H71L70 77H68L67 76V74H62V73H58V74H62V75H58L56 72L55 73H53ZM136 72V73H135ZM226 72V73H225ZM75 73V72H74ZM126 73V74H125ZM129 73V72H128ZM145 75H144V74ZM148 73V74H147ZM149 73H153L152 75L151 74H149ZM154 73H155V76H154ZM169 73V74H168ZM172 73H174V74H172ZM187 73V74H186ZM225 75H224V74ZM59 76V77H57V75ZM71 74L72 75H74L73 74V72H71ZM166 74V75H165ZM181 74H182V76H181ZM223 74V75H222ZM125 75H127L128 77H126ZM137 75H138V78H137ZM144 75V76H143ZM152 77V78H150V80H148L149 79V77ZM167 75H168V77H167ZM171 75V76H170ZM176 75V77H174ZM222 75V76H221ZM46 76V78H44ZM66 76L68 77V78H66ZM139 76H140V78H139ZM158 76V77H157ZM163 76V77H162ZM170 76V77H169ZM180 78H179V77ZM63 77V78H62ZM124 77V78H123ZM148 77V78H147ZM160 77H161V80H160ZM173 77V78H172ZM42 78V79H41ZM58 78H61V79H58ZM126 78V79H125ZM163 78H164V80H163ZM180 80H178V79ZM46 79V80H45ZM50 79H53V80H50ZM64 81H63V80ZM107 79H109V77L107 78ZM130 79V80H129ZM152 79V80H151ZM176 79V80H175ZM49 80V81H48ZM59 80V81H58ZM61 80V81H60ZM114 79H111V82L113 81ZM132 80V81H131ZM145 80H147V81H145ZM167 80V81H166ZM171 80V81H170ZM41 81H44L43 83L41 82ZM63 81V82H62ZM110 81V80H109ZM115 81H113V82H115ZM123 81V82H122ZM126 81H128V82H125ZM148 81H149V83H148ZM158 81V82H157ZM166 83H165V82ZM174 81V82H173ZM182 81V82H181ZM38 82V81H37ZM124 83V84H122V83ZM153 82V83H152ZM155 82V83H154ZM163 82V83H162ZM170 82H171V84H170ZM173 82V83H172ZM176 82V83H175ZM54 83V84H53ZM59 83V84H58ZM146 83V85L149 87V85L151 86H157V90H156V93H154V95L152 94V96H150L151 95V93L149 92L148 93V89H145V88H147L146 86H144V84ZM160 83H162V85L160 84ZM45 84H46V86H45ZM62 84V85H61ZM168 84V85H167ZM170 84V85H169ZM173 84V85H172ZM177 84V85H176ZM180 84H181V86H180ZM2 85L4 86V87H2ZM57 85H58V87H57ZM59 85H61V86H59ZM110 85H112V84H110ZM121 85V86H120ZM123 85V86H122ZM45 86V87H44ZM52 86V87H51ZM117 86H119V87H117ZM127 86V87H126ZM142 86V87H141ZM155 86V87H156ZM170 86V87H169ZM57 87V88H56ZM145 87V88H144ZM166 87H167V89H166ZM169 87V88H168ZM172 87V88H171ZM181 87H182V89H181ZM136 88V89H135ZM3 89V90H2ZM41 89V90H40ZM120 89H121V91H120ZM158 89H160V90H158ZM166 89V90H165ZM177 91H176V90ZM36 90V91H35ZM44 90V91H43ZM119 90V91H118ZM132 90V91H131ZM147 92H146V91ZM163 90V91H162ZM168 90V91H167ZM170 90V91H169ZM5 91V92H4ZM17 91H21V92H17ZM37 91H40V92H37ZM114 91V92H113ZM116 91V92H115ZM123 91H124V93H123ZM130 91V92H129ZM159 91V92H158ZM177 93H176V92ZM7 92V93H6ZM15 92H16V94L17 93H25V95L24 96H26L27 98H28V96L30 97L29 98V100L28 99H25L26 97H24V96H21L20 98H21V100L19 99V97H18V95H16L15 96ZM35 92V93H34ZM53 92V93H52ZM162 92L164 93V94H162ZM166 92H167V95L168 94H170L172 97H173V100H172V97L170 96V95H168L166 98H164V96L166 95ZM171 92V93H170ZM5 93V94H4ZM11 93H12V95H11ZM87 93V92H86ZM126 93V94H125ZM148 95H147V94ZM178 94V97H175L176 95H174V94ZM183 94H185L184 92H182ZM2 94V95H1ZM6 94L8 95V96H6ZM122 94H125V95H122ZM127 94H130L131 96H128ZM157 94H159V96L163 99H160V98H158L157 97ZM161 94L163 95V96H161ZM14 95V96H13ZM33 95L35 96V97H33ZM37 95H39V96H37ZM81 96L80 97H85L86 95H83V94H80ZM114 95V96H115ZM132 95H133V99H132ZM156 95V96H155ZM13 96V97H12ZM37 96V97H36ZM124 96H125V98H124ZM9 97V98H8ZM16 97V98H15ZM33 97V98H32ZM79 97V96H78ZM131 99H130V98ZM169 97H171V98H169ZM7 98V99H6ZM13 98V99H12ZM36 98V99H35ZM156 100H155V99ZM169 98V99H168ZM35 100V101H33V100ZM43 99V100H42ZM46 99V100H45ZM128 99V100H127ZM137 100V102H136V100ZM123 102H122V101ZM138 100H139V102H138ZM144 100V101H143ZM19 101H20V103H19ZM24 101H26V102H24ZM140 101H142V103L140 102ZM155 101H156V103H155ZM159 101V102H158ZM167 101V102H166ZM28 102V103H27ZM35 102V103H34ZM127 102V103H126ZM134 102V103H133ZM143 102H145V103H143ZM161 102H163L165 105H162V103ZM166 102V103H165ZM26 103H27V105H26ZM33 103H34V105H33ZM149 104V106H147L148 104ZM151 103H152V105H151ZM161 103V104H160ZM168 103H170V104H168ZM119 104V105H120ZM123 104V105H122ZM127 104H128V106H127ZM142 104H144L145 106H142ZM147 104V105H146ZM157 104V105H156ZM166 104H168V107L166 106ZM2 104L0 103V106H1ZM27 107H26V106ZM33 105V106H32ZM126 105V106H125ZM131 105V106H130ZM138 105V106H137ZM158 105H160V106H158ZM30 106V107H29ZM58 106H60V107H58ZM124 106V107H123ZM135 106H137V107H135ZM150 106H152V107H150ZM167 107V108H169L167 111H166V107H165V109L164 108H162V110L164 109L165 110V112H164V110L162 111V112H164V113H162L159 109H161V108H158V107ZM20 107V106H19ZM34 107V109H32ZM48 107V108H47ZM66 109H65V108ZM70 107V108H69ZM150 107V108H149ZM4 108V107H3ZM52 108H55V109H52ZM61 108V109H60ZM69 108V109H68ZM124 108V109H123ZM128 108V109H127ZM146 108V109H145ZM147 108H149V109H147ZM29 109V110H28ZM52 109V110H51ZM68 109V110H67ZM135 109V110H134ZM144 109V110H143ZM33 110V111H32ZM67 110V111H66ZM121 110V111H120ZM123 110V111H122ZM127 110H129L128 112H130V111H132V112H130V113H128L127 112ZM25 111H26V113H25ZM35 111V112H34ZM51 111V112H50ZM59 111H61V113L59 112ZM70 111V112H69ZM135 111V112H134ZM137 111H138V113H137ZM30 112H32V113H30ZM57 114H56V113ZM67 112V113H66ZM142 112V113H141ZM223 112H224V110H223ZM21 113V114H20ZM42 113H44L43 114V116L41 115ZM128 113V114H127ZM131 113H133V114H131ZM25 114V115H24ZM30 114V115H29ZM39 114V116H37ZM167 114H170V115H167ZM21 115H23V117H21ZM32 115V116H31ZM35 115L37 116V117H35ZM47 115V116H46ZM62 115V116H61ZM126 115H127V117H126ZM133 116V118H131L132 116ZM19 116V117H18ZM30 118H29V117ZM33 116H34V118H33ZM43 118H42V117ZM49 116H50V118H49ZM59 116H60V118H59ZM68 116V117H67ZM136 116V117H135ZM17 117L18 118H20L19 120L17 119ZM39 117V118H38ZM47 117V118H46ZM67 117V118H66ZM139 117H141V118H139ZM231 117V116H230ZM229 117V118H230ZM52 118V119H51ZM64 120H63V119ZM66 118V119H65ZM120 118V119H119ZM135 118V119H134ZM136 118H138V119H136ZM232 118H234V117H231L230 118V120L232 119ZM22 119V120H21ZM35 120L36 119V122L35 121H33V120ZM41 119V120H40ZM42 119H44V120H42ZM71 119V120H70ZM45 120H48L47 121V123H46V121ZM52 120V121H51ZM62 121L61 123H60V121ZM67 120V121H66ZM127 120V121H126ZM136 122H135V121ZM140 121V124H139V121ZM232 120H234V119H232ZM232 120H231V122H232ZM28 121H29V123H28ZM43 121V122H42ZM55 121V122H54ZM63 121H65L64 123H63ZM74 121V122H73ZM132 121V122H131ZM134 121V122H133ZM145 121V122H144ZM23 124H22V123ZM24 122H25V124H24ZM32 122H34V123H32ZM44 122H45V124H44ZM53 122V123H52ZM76 122V123H75ZM142 122V123H141ZM233 122H235V120L233 121ZM20 123V124H19ZM42 123V124H41ZM60 123V124H59ZM63 123V124H62ZM68 123H69V125H70V129H69V125H68ZM138 123V124H137ZM145 125H144V124ZM165 123H167L168 125H165ZM164 123V126L162 125V129H163V127H164V129H165V131H168V130H170V125H169V123L168 122H165ZM29 124V125H28ZM49 124V125H48ZM62 124V125H61ZM76 124V125H75ZM136 124V125H135ZM141 124H143V125H141ZM10 125V126H9ZM44 125V126H43ZM68 127H67V126ZM75 125V126H74ZM28 126V127H27ZM39 126H40V128H39ZM42 126V127H41ZM51 126V127H50ZM135 126V127H134ZM144 126V127H143ZM166 126H169L168 128L166 127ZM53 127V128H52ZM58 127V128H57ZM59 127H60V129H59ZM73 127H76V128H73ZM25 128H27V129H25ZM37 128H38V130H37ZM44 128V129H43ZM72 128V129H71ZM79 128V129H78ZM142 128H146L145 130H144V133H143V129ZM17 129V130H16ZM54 129H56V130H54ZM59 130V133H57L58 132V130ZM125 129H126V131H125ZM142 130L141 132H140V130ZM168 129V130H167ZM26 132H25V131ZM29 130V131H28ZM42 130V131H41ZM45 130V131H44ZM70 130V131H69ZM128 130V131H127ZM16 131H17V133H16ZM35 131V132H34ZM43 131L45 132L44 134H43ZM51 131V132H50ZM60 131H61V134H60ZM13 132V133H12ZM29 132V133H28ZM54 132V133H53ZM74 132V133H73ZM129 132V134H128V136H126V134ZM19 133V134H18ZM36 133V134H35ZM52 133V134H51ZM71 135H70V134ZM77 133V134H76ZM132 133V134H131ZM136 135H135V134ZM13 134V135H12ZM23 134H25V135H23ZM57 134H58V136H57ZM63 134V135H62ZM82 134H84V135H82ZM88 134V135H87ZM143 134V135H142ZM45 135V136H44ZM70 135V136H69ZM73 135H75L76 137H74ZM80 135V136H79ZM82 135V136H81ZM124 135L126 136L125 138H124ZM13 136V138H10V137H12ZM17 136V137H16ZM20 136V138H18ZM27 136V137H26ZM56 136H57V138H56ZM73 136V137H72ZM135 136H137V138H136V140H135ZM2 136H0V141H2V138H1ZM16 137V138H15ZM30 137V138H29ZM38 137V138H37ZM40 137H41V139H44V140H42V142H41V139H40ZM49 137V138H48ZM53 139H52V138ZM79 138L78 139V141L76 140V138ZM81 137H82V139H81ZM89 138V140L87 139V138ZM14 138H15V140H14ZM22 138V139H21ZM128 138V139H127ZM134 138V139H133ZM38 139H39V141H38ZM65 139H66V141H65ZM138 139V140H137ZM18 140V141H17ZM21 140H23V141H21ZM25 140V141H24ZM49 140V141H48ZM53 140H56V141H53ZM62 140V141H61ZM75 140V141H74ZM82 140V141H81ZM90 140H92V141H90ZM140 140V141H139ZM163 140H165V141H163ZM162 140V142L164 143H166L167 142V140H168V144H164L163 145V143H161V147H160V149H161V151H163V152H161L162 154H164V153H167V152H173L171 149H172V146H171V141L169 140V138L166 140V139H163ZM14 141V142H13ZM45 141H48V143L46 142L45 143ZM65 141V142H64ZM71 144V147L69 146L70 144L68 143V142ZM77 141V142H76ZM94 141V142H93ZM29 142H31V143H29ZM34 142V143H33ZM53 142H57L56 143V146H55V143H53ZM59 142H61V143H59ZM65 143V144H63V143ZM77 143V144H79V145H81V146H79V145H77V144H75L74 145V143ZM80 142H84V143H80ZM18 143V144H17ZM22 143V144H21ZM51 144V146H50V144ZM68 143V144H67ZM170 143V144H169ZM12 144V145H11ZM27 144L28 145H30L29 146V148L28 149H26V147L25 146H27ZM46 144H48L49 145V147H52V146H54L57 150L56 151H58L57 152V155H59V156H56L54 159H49V160H47L48 162H49V164L44 160V161H41V159H39V157H38V155L39 154H37V152L38 153H42V151L41 150H43V151H45V150H47V148H49V147H46ZM67 144V145H66ZM85 145L84 146V148L82 147L83 145ZM8 145H9V143H8ZM15 145H16V148H15ZM20 146V148H19V146ZM35 145V146H34ZM44 145H45V147H46V149H43L44 148ZM47 145V146H48ZM62 145V146H61ZM23 146V147H22ZM40 146H42L41 148H40ZM74 147V149H73V147ZM147 146V145H146ZM163 146H167V147H165L166 148V152H164L165 151V148L163 147ZM171 146V147H170ZM25 147V148H24ZM28 147V146H27ZM33 147V148H32ZM61 147V148H60ZM66 147H68L67 149H69V150H67L68 151V153L69 152H71V153H69V155L70 156H72V157H70L69 155H68V153H66L67 151H65L66 150ZM79 147V148H78ZM84 149V151H83V149ZM87 147V148H86ZM125 147H126V149H125ZM170 147V148H169ZM18 148V149H17ZM24 148V149H23ZM31 148V149H30ZM75 148H77L76 150H75ZM81 148V149H80ZM90 148V149H89ZM92 148H94V149H92ZM147 148V147H146ZM164 148V150H162ZM11 149V148H10ZM15 149H17V150H15ZM21 149V150H20ZM41 149V150H40ZM61 149V150H60ZM89 149V150H88ZM125 149V150H124ZM23 150H28L27 151V153L29 154H27V153H25ZM40 150V151H39ZM60 150V151H59ZM71 150V151H70ZM74 150V151H73ZM81 150V151H80ZM88 150V151H87ZM90 150H91V152H90ZM95 150V151H94ZM116 150V151H115ZM127 150V151H126ZM167 150H169V151H167ZM18 151H20L19 153H18ZM23 151V152H22ZM62 151H64L65 152V154H67V156L64 154V152H62ZM75 151H77V152H75ZM80 151V152H79ZM94 151V152H93ZM1 152V151H0ZM17 152V153H16ZM31 152V153H30ZM32 152L34 153V154H32ZM73 152V153H72ZM91 154H90V153ZM93 152V153H92ZM119 152V153H118ZM63 153V154H62ZM76 153V154H75ZM78 153V154H77ZM82 153V154H81ZM109 153V154H108ZM113 153V154H112ZM114 153H115V155H114ZM126 153H129V154H126ZM148 153V151L146 150V149H144V150H141V152H137L136 153V155H141L142 154V156H144V155H146ZM2 154V155H1ZM5 154H6V156L7 157H5ZM17 154V155H16ZM36 154V155H35ZM73 154V155H72ZM75 154V155H74ZM81 154V155H80ZM111 154V155H110ZM133 154H135V153H133ZM149 154V153H148ZM168 154V156L170 157V153H167ZM167 154H164L163 156H165V155H167ZM22 155V156H21ZM65 155V156H64ZM77 155V156H76ZM83 155V156H82ZM89 155V156H88ZM91 155V156H90ZM108 156V158H107V156ZM114 155V156H113ZM123 155V156H122ZM4 156V157H3ZM10 156V157H9ZM30 156H32V160H30L31 158H30ZM76 156V157H75ZM124 156H125V158L127 157V159L125 160V158H124ZM16 157H17V159H16ZM28 157V158H27ZM66 157H68V158H66ZM70 157V158H69ZM73 157H75V158H73ZM93 157V158H92ZM95 157V158H94ZM5 158V159H4ZM7 158V159H6ZM8 158H10V160L8 159ZM21 159V161H19L18 159ZM25 158H27V159H29V161H27ZM77 158V159H76ZM80 158H82V159H80ZM26 160L25 162L23 161V160ZM33 159H34V161H33ZM39 159V160H38ZM55 159H56V161H58L57 163H56V161H55ZM111 159V160H110ZM120 159V160H119ZM166 161H169V158L166 156ZM5 160H7L6 162H8L7 164H6V162H5ZM16 160H18V161H16ZM51 160V161H50ZM124 160V161H123ZM12 161V160H11ZM31 161V163H29ZM52 161H54L55 162V165H54V163H52ZM62 161V162H61ZM66 161V162H65ZM68 161H70L71 162V166H70V168H65L64 166L67 164V163H70V162H68ZM85 161V162H84ZM129 161V162H128ZM16 162H17V164H16ZM21 162V163H20ZM22 162H23V164H22ZM28 162V163H27ZM94 162V163H93ZM33 163H34V165H33ZM36 163V164H35ZM40 165H39V164ZM43 163H44V168H42L43 167ZM47 163V164H46ZM58 163H60V164H63V163H65L64 164V166L62 165V167L60 166V164H58ZM83 163V164H82ZM86 163V164H85ZM8 164H10V166H12V167H8ZM12 164V165H11ZM29 164H31V165H29ZM42 164V165H41ZM46 164V165H45ZM116 164V165H115ZM128 164V165H127ZM19 165V166H18ZM27 165H28V168H27ZM36 165V166H35ZM48 165V166H47ZM73 165H75V166H73ZM93 165V166H92ZM95 165V166H94ZM114 165V166H113ZM5 166V167H4ZM38 166H40V167H38ZM53 166H55V167H53ZM14 167H16L15 168V170H14ZM47 167L48 168H50V170H45V168L47 169ZM61 167V168H60ZM65 168V170L67 171V172H65V170H64V168ZM169 167H170V165H169ZM34 168V169H33ZM36 168V169H35ZM38 168H40V169H38ZM53 168H55V169H53ZM60 168V169H59ZM63 168V169H62ZM125 168V169H124ZM171 168V170H173L172 171V174H175V177H174V175H173V180H174V178H176V172H175V169L171 166L170 167ZM170 168H168V167H165V170L166 171H170L171 172V170H170ZM21 169V170H20ZM27 171H26V170ZM35 171H33V170ZM51 169H53L52 171H51ZM73 169V170H72ZM114 169V170H113ZM122 169V170H121ZM129 169V170H128ZM8 170V171H7ZM17 170V171H16ZM39 170V171H38ZM101 170V171H100ZM127 170V171H126ZM25 172V173H23V172ZM31 171V172H30ZM50 171H51V175H50ZM60 171H62V172H60ZM63 171H64V173H63ZM73 171V172H72ZM76 171V172H75ZM5 172V173H4ZM29 172V173H28ZM33 172V173H32ZM37 172V173H36ZM41 172H42V174H41ZM45 172V173H44ZM47 172V173H46ZM52 172H54V173H52ZM72 172V173H71ZM121 172V173H120ZM123 172V173H122ZM126 172V173H125ZM130 172V173H129ZM32 173V174H31ZM40 173V174H39ZM57 173V174H56ZM69 173V174H68ZM128 173V174H127ZM46 174H48V175H45ZM53 174L55 175V177L53 176ZM62 174V175H61ZM74 174V175H73ZM75 174H76V176H75ZM81 174V175H80ZM100 174V175H99ZM111 174V175H112ZM115 174V175H114ZM118 174V175H117ZM120 174V175H119ZM132 174V175H131ZM29 175V176H28ZM32 175V176H31ZM41 175V176H40ZM42 175H44V176H42ZM102 175H104V176H102ZM133 175L135 176V177H133ZM13 176V177H12ZM27 176V177H26ZM123 176V177H122ZM54 177V178H53ZM68 177V178H67ZM140 177V178H139ZM143 177H144V179H143ZM17 178V180H15ZM19 178V179H18ZM33 178V179H32ZM80 178V179H79ZM127 178V179H126ZM130 178V179H129ZM131 178H133V179H131ZM139 178V179H138ZM7 179H10V180H12V181H8ZM36 179V180H35ZM42 179H43V181H42ZM49 179V180H48ZM70 181V183L72 184V183H74V184H72V186L74 187V188H71L72 186L71 185H69V181ZM71 179V180H70ZM75 179V180H74ZM77 179V180H76ZM104 179V180H103ZM6 180V181H5ZM48 180V181H47ZM74 180V181H73ZM93 180L95 181L94 183H93ZM97 180V181H96ZM45 181V182H44ZM67 181V182H66ZM128 181V182H127ZM3 182H5V183H3ZM8 182V183H7ZM21 182V183H20ZM88 182H90V183H88ZM138 182V183H137ZM17 183V184H16ZM20 183V184H19ZM26 183H29V184H26ZM35 183V184H34ZM44 183V184H43ZM49 183V184H48ZM97 183V184H96ZM172 184H173V181L171 182ZM24 184V185H23ZM33 184V185H32ZM43 184V185H42ZM55 184V185H54ZM63 186H62V185ZM65 184V185H64ZM69 185L68 187H70V188H67L66 186L67 185ZM99 184V185H98ZM130 184V185H129ZM23 185V186H22ZM28 185V186H27ZM15 186V187H14ZM47 186H48V188H47ZM57 186V187H56ZM102 186V187H101ZM106 186V187H105ZM24 187V188H23ZM27 187V188H26ZM29 187V188H28ZM59 187V188H58ZM75 187H77V188H75ZM96 187H99V188H96ZM104 187V188H103ZM108 187V188H107ZM138 187V188H137ZM33 188V189H32ZM44 188V189H43ZM111 188H112V190H111ZM29 189V190H28ZM35 189L37 190V191H35ZM74 189V190H73ZM100 191H99V190ZM103 189V190H102ZM138 189V190H137ZM23 190H24V192H23ZM26 190V191H25ZM28 190V191H27ZM68 190V191H67ZM75 191V190H79V192H80V190L84 193V194H82L81 192H80V194H79V196L81 197V196H83L84 195V198H85V200L83 199V197H81V199L79 198V197H77L76 195H74V192L72 193V191ZM106 190V191H105ZM20 191V192H19ZM51 191V192H50ZM60 191V192H59ZM71 193H70V192ZM109 193H108V192ZM24 194H23V193ZM67 192V193H66ZM100 192V193H99ZM139 192H140V194H139ZM6 193V194H5ZM39 193V194H38ZM64 193V194H63ZM101 193H103V194H101ZM105 193V194H104ZM108 193V194H107ZM2 194H4V195H2ZM13 194V195H12ZM70 194V195H69ZM100 195V197H99V195ZM132 194V195H133ZM149 194V193H148ZM72 195V196H71ZM86 195V196H85ZM104 195V196H103ZM107 195V196H106ZM135 195H133V196H135ZM28 196V197H27ZM97 196V197H96ZM108 196H109V198H108ZM135 196V197H136ZM148 196H152L151 194L150 195H148ZM26 197V198H25ZM72 197V198H71ZM76 197V198H75ZM104 197V198H103ZM12 198H14V200L12 201ZM63 200H62V199ZM78 198H79V200H80V205L78 204V203H76L77 202V200H78ZM101 198V199H100ZM7 199V200H6ZM69 199V200H68ZM77 199V200H76ZM83 199V200H82ZM114 201H112V200ZM16 200V201H15ZM59 200V201H58ZM67 200V201H66ZM72 200H75V201H72ZM82 200V201H81ZM92 200V201H91ZM97 200V201H96ZM99 200V201H98ZM107 200H109V201H107ZM31 201H33L32 203H31ZM40 201V202H39ZM50 202V206H49V202ZM63 201V202H62ZM69 201V202H68ZM96 201V202H95ZM108 203H107V202ZM7 202H8V204H7ZM19 202V203H18ZM21 202V203H20ZM38 202V203H37ZM44 202V203H43ZM45 202H48V205H47V203H45ZM76 204H75V203ZM93 202H95V204H93ZM99 202V203H98ZM104 202V203H103ZM106 202V203H105ZM113 202V203H112ZM116 202V203H115ZM28 203V204H27ZM53 203V204H52ZM67 203V204H66ZM74 203V204H73ZM86 203V204H85ZM120 203V204H119ZM13 206H12V205ZM16 204V205H15ZM40 204V205H39ZM44 204V205H43ZM52 204V205H51ZM62 204H64L63 206H62ZM71 204H73V205H71ZM104 204H106V205H104ZM118 204H119V206H118ZM208 204L210 205V206H212V204H211V202H210V200H208ZM37 205V207H35ZM72 206V208H71V206ZM77 205H78V208H79V210L77 209V211L76 210H74V209H76L77 208ZM87 207H86V206ZM96 207H95V206ZM100 205V206H99ZM104 206V209L102 208L103 206ZM111 205H112V207H111ZM121 205V206H120ZM152 205V206H151ZM11 206V207H10ZM34 206V207H33ZM40 206V207H39ZM43 206V207H42ZM45 206H49L50 208L49 209H46L45 208ZM53 206V207H52ZM69 206V207H68ZM76 207V208H73V207ZM83 206H84V208H83ZM89 206V207H88ZM110 206V207H109ZM116 206H118V207H120V209H118V208H116ZM4 207V208H3ZM7 207V208H6ZM9 207V208H8ZM29 209H27V208ZM64 207V208H63ZM92 207H94V208H92ZM100 207V208H99ZM150 207V208H149ZM24 208V209H23ZM38 208H40V209H38ZM65 208H67V209H65ZM98 208H99V210H100V212H99V210H98ZM109 208V209H108ZM116 208V209H115ZM8 209V210H7ZM11 209H14V210H11ZM23 211H22V210ZM30 209H32V210H30ZM36 209H38V210H36ZM70 209V210H69ZM94 209V210H93ZM116 210L115 212L114 211H112V210ZM136 209H138V208H136ZM153 211V214H152V212H151V210ZM6 210V211H5ZM19 210H20V212H19ZM109 210V211H108ZM117 210H118V212H117ZM144 210H145V214L143 213L144 212ZM10 211H13L14 213H16L15 215L13 214V212L11 213ZM15 211H17V212H15ZM26 211V212H25ZM28 211H29V213H28ZM50 213H49V212ZM72 211V212H71ZM75 211V213H73ZM82 211V212H81ZM108 211V212H107ZM110 211L112 212V213H114V214H112V215H107V213H110ZM146 211H148V212H146ZM2 212V213H1ZM6 214H5V213ZM40 213L39 215L38 214H35V213ZM53 212V213H52ZM66 212V213H65ZM79 212V213H78ZM116 212H117V216H116ZM141 212V213H140ZM22 213V214H21ZM93 213V214H92ZM143 213V214H142ZM154 213L156 214V215H154ZM217 212H216V209H215V214L214 215H210V219H208L207 221L210 223V225H214L215 224V222H216V227H218L219 226V228L218 229H220L219 231H222L223 232V235L224 236H226V237H229V234H231L232 235V232L230 233L229 232V230H230V228H229V230H228V227L227 228H225V230H224V228H223V226H222V224L223 223H218V221L221 219L220 217H218L219 215L218 214H216ZM14 216H13V215ZM18 214H19V216H18ZM26 214H28V215H26ZM41 214H42V216H41ZM45 214V215H44ZM47 214H48V216H47ZM49 214H51L50 216H49ZM65 214V215H64ZM66 214H68V215H66ZM75 214V215H74ZM111 214V213H110ZM151 216H150V215ZM160 214V215H159ZM4 215H6V216H4ZM10 215V216H9ZM12 215V216H11ZM21 215V216H20ZM23 215V216H22ZM35 215V216H34ZM106 217H105V216ZM115 215V216H114ZM142 215H143V217H142ZM147 215H148V219H147ZM159 215V216H158ZM217 215V216H216ZM7 216H9V217H7ZM40 217V219H38L39 217ZM44 216H45V218H44ZM79 216H80V218H79ZM98 216V217H97ZM109 216V217H108ZM113 218H112V217ZM121 216H122V219L123 218H126L125 220H122L121 219ZM149 216L151 217V218H149ZM158 218H157V217ZM167 216V217H166ZM216 216V217H215ZM2 217V218H1ZM5 217H6V219H5ZM32 217H35L36 219H34V218H32ZM54 217V218H53ZM66 217V218H65ZM81 217H82V219H81ZM92 217V218H91ZM101 217V218H100ZM105 217V218H104ZM128 217V218H127ZM145 217V218H144ZM156 217V218H155ZM213 217H214V219H213ZM221 217H222V215H221ZM11 218V219H10ZM18 218V219H19ZM29 218V219H28ZM51 218V219H50ZM58 218V219H57ZM87 218V219H86ZM104 218V219H103ZM107 218V219H106ZM142 218H144V219H142ZM164 218V219H163ZM166 218H168L167 220H165ZM219 218V219H218ZM3 219V220H2ZM15 219V220H14ZM33 219V220H32ZM43 219V220H42ZM46 219H48V220H46ZM54 219V220H53ZM91 219V220H90ZM92 219H94V220H92ZM100 219V220H99ZM113 219V220H112ZM132 219V220H131ZM137 219H139V220H137ZM141 219H142V221H141ZM145 219L148 221V222H146L145 221ZM150 219H152V220H150ZM7 220H9V221H7ZM24 220V221H23ZM31 220V221H30ZM39 220V221H38ZM51 220H52V222H51ZM56 220V221H55ZM59 220V221H58ZM80 220V221H79ZM107 220H109V221H107ZM130 220V221H129ZM134 220H135V222H134ZM155 220V221H154ZM162 222H161V221ZM17 221V222H16ZM26 221V222H25ZM32 221H34V222H32ZM45 221V222H44ZM47 221V222H46ZM48 221H50V222H48ZM94 221V222H93ZM111 222V223H107V222ZM116 221V222H115ZM127 221H128V223H127ZM132 221V222H131ZM138 221V223H136ZM167 221V222H166ZM213 221H215V222H213ZM4 222H5V225H4ZM7 222V223H6ZM54 222H58V223H60L58 226V228L56 229L55 227H54V225L52 226V224L54 223ZM84 222V223H83ZM97 222H98V224H97ZM122 222H124V223H122ZM140 222V223H139ZM154 222V223H153ZM213 222V223H212ZM220 222H224V220L222 219ZM262 223V224H259V223ZM259 223H258V228H260L261 227V230H262V232H263V235H264V231H263V229L264 228H262V225H263V222L262 221H260ZM15 223V224H14ZM27 223V224H26ZM29 223H31V225L29 224ZM48 223V224H47ZM62 223V224H61ZM87 223V224H86ZM89 223V224H88ZM94 223V224H93ZM118 223H120V224H118ZM127 223V224H126ZM132 223H134V224H132ZM165 223V224H164ZM167 223V224H166ZM169 223H170V221H169ZM217 223H218V226H217ZM10 224V225H9ZM40 224V225H39ZM44 224V225H43ZM84 224V225H83ZM100 224V225H99ZM101 224H102V226H101ZM109 224V225H108ZM112 224V225H111ZM132 224V225H131ZM136 224V225H135ZM138 224V225H137ZM145 224V225H144ZM147 224H149V225H147ZM156 226V227H154V225ZM219 224H221V225H219ZM29 225V226H28ZM46 225H48V226H50V227H48V226H46ZM65 225V226H64ZM83 225V226H82ZM87 225H88V227H87ZM133 225H135L134 227H132ZM151 225H152V227H151ZM40 226V227H39ZM105 226V227H104ZM118 226V227H117ZM144 226H146V227H144ZM165 226V227H164ZM32 227V228H31ZM83 227L84 228H88V230L89 231H91L92 232V234H94V236L96 237V239L94 240V237L93 236H90V237H87V235L89 234V235H91V233H88L87 232V234H86V232L84 231V230H86V229H83ZM112 227V228H111ZM115 227V228H114ZM148 227V228H147ZM27 228H30V229H27ZM34 228V229H33ZM45 228H46V230H47V232H45L46 230H45ZM54 228V229H53ZM94 228V229H93ZM113 229V230H111V229ZM130 228V234H129V230L128 229ZM133 228V229H132ZM82 229V230H81ZM96 229V230H95ZM102 229V230H101ZM103 229H105V230H103ZM115 229V230H114ZM121 229V230H120ZM126 229V230H125ZM140 230V231H138L137 232V230ZM149 229V230H148ZM53 230V231H52ZM60 230V231H59ZM93 230H94V232L95 233H93ZM108 230H111V231H108ZM134 230V231H133ZM148 230V231H147ZM30 231V232H29ZM33 231V232H32ZM43 231V232H42ZM58 233H57V232ZM69 231V232H68ZM83 231V232H82ZM87 231V230H86ZM107 231V232H106ZM117 231V232H116ZM126 231H128V232H126ZM132 231V232H131ZM145 231V232H144ZM160 231H161V233H160ZM227 231V232H226ZM27 232H29V233H27ZM36 232H37V234H36ZM40 232H42V233H40ZM102 232V233H101ZM115 232V233H114ZM119 232V233H118ZM153 232V233H152ZM38 233H39V235H38ZM46 233L48 234V236L46 235ZM71 233V234H70ZM109 235H108V234ZM112 233V234H111ZM135 234V235H133V234ZM145 233H148V237L149 238H147L144 242H143V235L145 234ZM162 233H163V236H161L162 235ZM53 234V235H52ZM100 234V235H99ZM114 234H116V235H114ZM119 234V235H118ZM121 234V235H120ZM136 234L137 235H139V237L141 236V234H142V236L139 238L138 236H137V238H135L136 237ZM159 234H161V235H159ZM63 235V236H62ZM88 235V236H89ZM97 235V236H96ZM114 236V239L112 238L113 236ZM131 237H130V236ZM158 237H157V236ZM37 236H39V237H37ZM99 236V237H98ZM105 236V237H104ZM117 236H118V238H117ZM156 236V237H155ZM160 236V237H159ZM165 236H167V237H165ZM36 237L38 238V239H36ZM91 237H92V240H94V241H92L93 243H91L90 244V242L89 241H91ZM106 237H107V239H106ZM130 237V238H129ZM164 237H165V239H164ZM35 238V239H34ZM46 238V239H45ZM79 238V239H78ZM103 238V242H100L101 241V239ZM109 238V239H108ZM127 238V239H126ZM133 238H135V239H137V240H135V239H133ZM9 238H4V239H1L0 240V249H1V251H0V253H2V254H0L1 256H0V261L2 262L3 261V258L5 259L6 257H8V258H6L5 259V261H7V262H5V261H3L5 264H8V263H10V264H14L15 262L16 263H18V264H21L19 261H17V260H19V259H16L17 258V256H16V253H14L13 251H11L10 250V252H6V249H4V248H2L4 245L3 244H5V242H7V241H10V239L8 240ZM43 239V240H42ZM89 239V240H88ZM100 239V240H99ZM122 239V240H121ZM132 239V240H131ZM149 239V240H148ZM39 240V241H38ZM129 240H131L130 242H129ZM134 240V241H133ZM140 240H141V242H140ZM1 241H3V242H1ZM44 241H46V242H44ZM50 242V245H49V242ZM99 242V243H97V242ZM116 241V242H115ZM153 241V242H152ZM154 241H155V243H154ZM156 241L158 242L157 244L159 245H157L156 244ZM162 243H161V242ZM106 242V243H105ZM125 242H127V243H125ZM139 242V243H138ZM145 242H147L146 244H145ZM164 242V243H163ZM35 243V244H34ZM39 243H40V245H39ZM94 243H95V245H94ZM108 243V244H107ZM111 243V244H110ZM125 243V244H124ZM133 243V244H132ZM134 243H136V244H134ZM142 243H144L145 244V246L144 245H142ZM149 243V244H148ZM172 243V244H171ZM41 244H43V245H41ZM48 244V245H47ZM85 244V245H84ZM92 244H93V246H92ZM107 244V245H106ZM132 244V245H131ZM138 244V245H137ZM142 246H141V245ZM160 244H161V247H160ZM45 245V246H44ZM67 245V246H66ZM90 245V246H89ZM127 245H128V247H127ZM155 245V246H154ZM156 245H157V247H156ZM164 245V246H163ZM169 245V246H168ZM172 245V246H171ZM2 246V247H1ZM39 246V247H38ZM40 246L42 247V248H40ZM44 246V247H43ZM47 246H49V247H47ZM136 246H137V248H136ZM139 246V247H138ZM146 246L148 247V248H150L149 250H147L146 249ZM152 246V247H151ZM163 246V247H162ZM56 247V248H55ZM90 247H92V248H90ZM101 247V248H100ZM155 247V248H154ZM165 247V248H164ZM166 247L169 249H166ZM173 247V248H172ZM259 247V248H258ZM261 246H257L256 248H254L253 249V257L251 258V260H249L248 262H250V263H252V264H258V260H259V258H260V256H258L259 254H261V252H262V250L260 251V249H262V247L260 248ZM38 248H40V249H38ZM44 248V249H43ZM129 248V249H128ZM135 248V249H134ZM142 248H144V250L142 249ZM177 248V249H176ZM178 248H180V249H178ZM4 249V250H3ZM46 249H48V250H46ZM62 249V250H61ZM95 249V250H94ZM112 249V250H111ZM116 249V250H115ZM151 249H152V251H151ZM164 249V250H163ZM176 249V250H175ZM259 249V250H258ZM57 250V251H56ZM70 250V251H69ZM138 250V251H137ZM143 250V251H142ZM160 250V251H159ZM180 250V251H179ZM3 251H5V252H3ZM7 251H9L8 249H7ZM95 251V252H94ZM131 251V252H130ZM132 251H134L135 253L136 252H138L139 254H140V256H141V258L140 259H138L137 261L138 262H136V258L134 257L135 255H133L134 254V252H132ZM147 251H148V253H147ZM177 251H178V253H177ZM257 251L259 252V253H257ZM52 252V253H51ZM111 252V253H110ZM144 252V253H143ZM154 252V253H153ZM158 252V253H157ZM6 255H5V254ZM10 253V254H9ZM45 253V254H44ZM58 253V254H57ZM108 253V254H107ZM133 253V254H132ZM151 253V254H150ZM170 253V254H169ZM176 253H177V256H176ZM14 255V256H12V255ZM39 254V255H38ZM51 254V255H50ZM137 254V253H136ZM154 254H156V255H154ZM172 254V255H171ZM58 255V256H57ZM94 255V256H93ZM143 255V256H142ZM145 255V256H144ZM154 255V256H153ZM169 255H170V258H169ZM11 256L13 257V258H11ZM41 256V257H40ZM97 256V257H96ZM163 256V257H162ZM262 256V255H261ZM2 257V258H1ZM34 257V258H33ZM38 257V258H37ZM45 257V258H44ZM47 257V258H46ZM58 257V258H57ZM116 257V258H115ZM127 257V258H126ZM178 259H177V258ZM9 258L11 259V260H9ZM50 258H51V260H50ZM95 258V259H94ZM142 258H147V259H142ZM162 258H164V259H162ZM36 259V260H35ZM166 259V260H165ZM253 259L255 260V262L253 261ZM12 260H13V262L14 263H12ZM38 261V263L36 262L35 263V261ZM41 260V261H40ZM44 260V261H43ZM48 260V261H47ZM135 260V261H134ZM9 261V262H8ZM53 261V262H52ZM116 261V262H115ZM147 261V262H146ZM165 261V262H164ZM167 261V262H166ZM1 262H0V264H1ZM3 262H2V264H3ZM56 262V263H55ZM162 262V263H161ZM175 262V263H174ZM254 262V263H253ZM27 263H25V264H27ZM250 263H245V264H250Z\"/></svg>",
	"mask_w": 264,
	"mask_h": 264
},
{
	"label": "clouds",
	"instance_id": "9594fccd",
	"mask_svg": "<svg viewBox=\"0 0 264 264\" xmlns=\"http://www.w3.org/2000/svg\"><path fill=\"white\" fill-rule=\"evenodd\" d=\"M66 27L89 42L84 54L100 76L110 61L135 56L137 36L131 30V17L124 0H77L66 12Z\"/></svg>",
	"mask_w": 264,
	"mask_h": 264
}]
</instances>
